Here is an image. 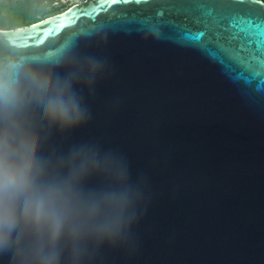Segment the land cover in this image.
<instances>
[{
  "label": "water",
  "instance_id": "water-1",
  "mask_svg": "<svg viewBox=\"0 0 264 264\" xmlns=\"http://www.w3.org/2000/svg\"><path fill=\"white\" fill-rule=\"evenodd\" d=\"M0 38L34 60L73 51L91 118L67 143L139 177V218L103 264H264L263 1L89 0Z\"/></svg>",
  "mask_w": 264,
  "mask_h": 264
},
{
  "label": "clouds",
  "instance_id": "clouds-1",
  "mask_svg": "<svg viewBox=\"0 0 264 264\" xmlns=\"http://www.w3.org/2000/svg\"><path fill=\"white\" fill-rule=\"evenodd\" d=\"M0 38V264H103L140 215L143 188L126 157L68 144L90 120L85 66Z\"/></svg>",
  "mask_w": 264,
  "mask_h": 264
},
{
  "label": "trees",
  "instance_id": "trees-1",
  "mask_svg": "<svg viewBox=\"0 0 264 264\" xmlns=\"http://www.w3.org/2000/svg\"><path fill=\"white\" fill-rule=\"evenodd\" d=\"M45 0H13V8H23L27 11V16H25L23 25H13L11 22L6 23V19L0 16V30H8V29H14L17 27H24L31 25L33 23L39 22L42 19L46 18L47 16H51L54 14H58L63 8L65 10L64 5H60L58 7H48L47 3L42 2ZM50 3L53 2V0H47ZM264 2V0H261ZM49 3V4H50ZM4 10H0V15H2Z\"/></svg>",
  "mask_w": 264,
  "mask_h": 264
},
{
  "label": "rangeland",
  "instance_id": "rangeland-1",
  "mask_svg": "<svg viewBox=\"0 0 264 264\" xmlns=\"http://www.w3.org/2000/svg\"><path fill=\"white\" fill-rule=\"evenodd\" d=\"M88 1L89 0H53V2L50 3L49 1L45 0L42 2L47 3L48 7H58L60 5H64L66 10L67 8L75 5H85ZM0 10H4L0 16L6 19V23L11 22V24L16 26L23 25L24 18L27 16V11L23 8H13V0H0ZM61 11H64V8Z\"/></svg>",
  "mask_w": 264,
  "mask_h": 264
},
{
  "label": "snow or ice",
  "instance_id": "snow-or-ice-1",
  "mask_svg": "<svg viewBox=\"0 0 264 264\" xmlns=\"http://www.w3.org/2000/svg\"><path fill=\"white\" fill-rule=\"evenodd\" d=\"M256 26V23H253V28Z\"/></svg>",
  "mask_w": 264,
  "mask_h": 264
},
{
  "label": "flooded vegetation",
  "instance_id": "flooded-vegetation-1",
  "mask_svg": "<svg viewBox=\"0 0 264 264\" xmlns=\"http://www.w3.org/2000/svg\"><path fill=\"white\" fill-rule=\"evenodd\" d=\"M68 9V8H67Z\"/></svg>",
  "mask_w": 264,
  "mask_h": 264
}]
</instances>
